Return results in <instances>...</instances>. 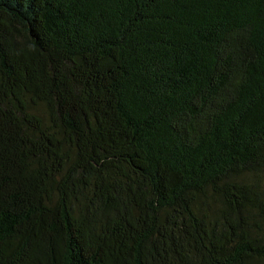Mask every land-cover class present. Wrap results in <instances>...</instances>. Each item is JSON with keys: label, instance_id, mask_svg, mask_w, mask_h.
I'll return each mask as SVG.
<instances>
[{"label": "trees", "instance_id": "1", "mask_svg": "<svg viewBox=\"0 0 264 264\" xmlns=\"http://www.w3.org/2000/svg\"><path fill=\"white\" fill-rule=\"evenodd\" d=\"M0 264H264V0H0Z\"/></svg>", "mask_w": 264, "mask_h": 264}]
</instances>
